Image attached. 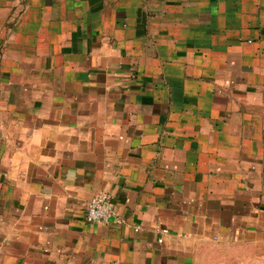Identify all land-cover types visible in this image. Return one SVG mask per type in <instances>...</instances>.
Segmentation results:
<instances>
[{"label":"crops","instance_id":"1","mask_svg":"<svg viewBox=\"0 0 264 264\" xmlns=\"http://www.w3.org/2000/svg\"><path fill=\"white\" fill-rule=\"evenodd\" d=\"M0 264H264V0H0Z\"/></svg>","mask_w":264,"mask_h":264},{"label":"built area","instance_id":"2","mask_svg":"<svg viewBox=\"0 0 264 264\" xmlns=\"http://www.w3.org/2000/svg\"><path fill=\"white\" fill-rule=\"evenodd\" d=\"M85 219L90 222H104L110 224H121L123 217L117 211L112 194L108 190H100L88 201L85 210ZM161 232H167V227H159ZM160 242L163 237L158 238Z\"/></svg>","mask_w":264,"mask_h":264},{"label":"rangeland","instance_id":"3","mask_svg":"<svg viewBox=\"0 0 264 264\" xmlns=\"http://www.w3.org/2000/svg\"><path fill=\"white\" fill-rule=\"evenodd\" d=\"M235 250L238 251V252H241V251H243L244 249H243L242 247L239 246L238 248H235Z\"/></svg>","mask_w":264,"mask_h":264}]
</instances>
